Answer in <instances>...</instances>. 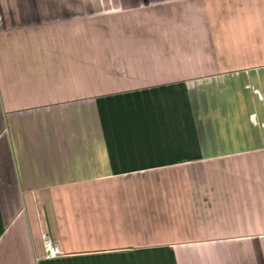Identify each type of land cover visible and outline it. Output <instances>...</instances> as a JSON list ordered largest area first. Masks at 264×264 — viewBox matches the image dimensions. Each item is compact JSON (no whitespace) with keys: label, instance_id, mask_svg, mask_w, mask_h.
Wrapping results in <instances>:
<instances>
[{"label":"crops","instance_id":"1","mask_svg":"<svg viewBox=\"0 0 264 264\" xmlns=\"http://www.w3.org/2000/svg\"><path fill=\"white\" fill-rule=\"evenodd\" d=\"M0 264H264V0H0Z\"/></svg>","mask_w":264,"mask_h":264},{"label":"built area","instance_id":"2","mask_svg":"<svg viewBox=\"0 0 264 264\" xmlns=\"http://www.w3.org/2000/svg\"><path fill=\"white\" fill-rule=\"evenodd\" d=\"M42 238L44 242L46 259H54L62 254L60 248L53 242L52 238L48 233H44Z\"/></svg>","mask_w":264,"mask_h":264}]
</instances>
